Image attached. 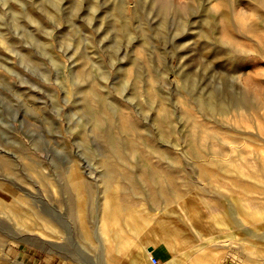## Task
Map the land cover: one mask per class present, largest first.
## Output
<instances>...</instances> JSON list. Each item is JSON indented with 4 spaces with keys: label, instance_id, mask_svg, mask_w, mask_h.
I'll return each mask as SVG.
<instances>
[{
    "label": "rangeland",
    "instance_id": "374dc122",
    "mask_svg": "<svg viewBox=\"0 0 264 264\" xmlns=\"http://www.w3.org/2000/svg\"><path fill=\"white\" fill-rule=\"evenodd\" d=\"M160 221L264 264V0H0V264H148Z\"/></svg>",
    "mask_w": 264,
    "mask_h": 264
},
{
    "label": "crops",
    "instance_id": "0c3cea01",
    "mask_svg": "<svg viewBox=\"0 0 264 264\" xmlns=\"http://www.w3.org/2000/svg\"><path fill=\"white\" fill-rule=\"evenodd\" d=\"M152 234L153 242L151 241L146 245L143 255L147 258L148 264H154L151 261V257H154L157 260L156 264H190V262H192L193 257L188 253L189 250L187 251L183 246L180 247L185 242L184 233L178 236V243L175 242L176 240L174 239L173 244L175 243V245H172L171 241H167L169 237H164V234L162 235L155 226H152ZM148 247H152V250L149 251ZM200 247L201 246H196L195 249H199ZM215 263H217L216 260H212L211 262L209 257H207L206 261L201 264Z\"/></svg>",
    "mask_w": 264,
    "mask_h": 264
},
{
    "label": "bare ground",
    "instance_id": "6f19581e",
    "mask_svg": "<svg viewBox=\"0 0 264 264\" xmlns=\"http://www.w3.org/2000/svg\"><path fill=\"white\" fill-rule=\"evenodd\" d=\"M123 24V22H121V25ZM210 104V103H209ZM221 104H225V102H221ZM212 106V105H211ZM117 142H119L117 139H113V141H112V145H111V147L109 148V150L111 151V152H113V150H114V147H117ZM118 157V156H117ZM142 170L144 171V173L146 174V175H149L150 177L151 176H153V173H152V170L150 169V167L147 165V164H143L142 165ZM79 184L80 183H78L77 184V187L79 186ZM112 202H111V200L110 199H106L105 200V203H104V209H103V212H102V217L101 218H103V220H102V227L104 228V229H106V227H108L107 226V223H109V221H110V218L109 217H113V210H115L114 208L112 209ZM108 208V209H107ZM236 215V214H235ZM209 216V215H208ZM237 216V215H236ZM235 217V216H234ZM203 218H205V217H203ZM208 218V217H207ZM133 220L131 221V223H132V225L135 227V225L137 224V223H139V217H136V218H132ZM238 219V218H237ZM208 220V219H207ZM212 221V220H211ZM145 222V221H144ZM207 223H208V221H206ZM227 222V221H226ZM217 223H218V225H221V224H224L225 223V219H223V217H220V218H218V220H217ZM158 224H159V229H158V227L156 226V228L159 230V232L163 235L164 234V237H166V236H168V235H172L173 233H172V231H170V230H167V225H165V224H161V221L160 222H158ZM155 225H156V223H155ZM212 226V225H211ZM205 228V227H204ZM206 230V229H205ZM98 231V230H97ZM99 232V231H98ZM104 232V231H103ZM84 233L85 234H87L85 231H84ZM104 234V233H103ZM210 237V236H209ZM121 244H123V243H121Z\"/></svg>",
    "mask_w": 264,
    "mask_h": 264
},
{
    "label": "built area",
    "instance_id": "2783aa9c",
    "mask_svg": "<svg viewBox=\"0 0 264 264\" xmlns=\"http://www.w3.org/2000/svg\"><path fill=\"white\" fill-rule=\"evenodd\" d=\"M151 261H152V263H154V264L157 263V260H156L154 257H151Z\"/></svg>",
    "mask_w": 264,
    "mask_h": 264
},
{
    "label": "water",
    "instance_id": "95a60500",
    "mask_svg": "<svg viewBox=\"0 0 264 264\" xmlns=\"http://www.w3.org/2000/svg\"><path fill=\"white\" fill-rule=\"evenodd\" d=\"M148 250L151 251L152 250V247H148Z\"/></svg>",
    "mask_w": 264,
    "mask_h": 264
}]
</instances>
